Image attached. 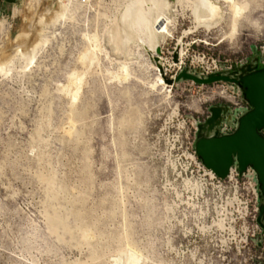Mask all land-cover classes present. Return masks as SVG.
I'll return each mask as SVG.
<instances>
[{
    "label": "rangeland",
    "instance_id": "obj_1",
    "mask_svg": "<svg viewBox=\"0 0 264 264\" xmlns=\"http://www.w3.org/2000/svg\"><path fill=\"white\" fill-rule=\"evenodd\" d=\"M146 1L15 0L0 15V264H264L257 173L255 195L196 153L214 107L236 130L243 89L176 79L264 68V0H235L238 15L215 0L227 19L212 32L200 0ZM149 20L170 93L154 86Z\"/></svg>",
    "mask_w": 264,
    "mask_h": 264
},
{
    "label": "water",
    "instance_id": "obj_2",
    "mask_svg": "<svg viewBox=\"0 0 264 264\" xmlns=\"http://www.w3.org/2000/svg\"><path fill=\"white\" fill-rule=\"evenodd\" d=\"M7 2L13 3L15 0H7ZM158 52L163 53L161 48ZM242 72L243 74L235 78L225 74H212L202 78L184 70L176 79L177 81L192 80L201 85L219 82L241 85L251 110L239 118L233 133L220 135L218 127L223 121L226 109L222 106L214 107L212 116L202 126L204 132L196 143V153L207 169L220 180H226L230 176L234 162L238 165L239 175L244 173L247 166H253L257 173L260 196L263 198L258 217V225L263 228L261 221L264 220V136L259 131L264 129V68L249 67ZM209 125L215 127L211 133L206 132V127Z\"/></svg>",
    "mask_w": 264,
    "mask_h": 264
},
{
    "label": "bare ground",
    "instance_id": "obj_3",
    "mask_svg": "<svg viewBox=\"0 0 264 264\" xmlns=\"http://www.w3.org/2000/svg\"><path fill=\"white\" fill-rule=\"evenodd\" d=\"M102 1L103 0H101V2ZM159 1H161V0H159ZM175 2H176V0H165V8L168 11H171L173 6H174V4H175ZM223 2L228 4V5H230V8H231V11H232L233 14L238 15L239 3H236L235 0H223ZM133 5H137V4H133ZM146 5H149L151 7V13H152L155 10V8H156V6L158 4H157L156 0H147L146 1ZM61 7H62V9L64 8V1H61ZM198 9H199V14H197L198 25H199V27H201V28H203V29H205L207 31L212 32V31L218 30L219 28L222 27V25L224 24V22L227 19V13H226L225 8L223 7L221 1L200 0ZM61 17H62V13H57L55 18L58 21ZM147 19H149V18H147ZM42 22H43V20H41V23ZM138 22L139 21H136V24H138ZM149 30H150V39H148L147 41L143 39V46H144L146 52L151 57V59L155 60L154 61L155 62L154 68L157 71L159 77L157 79V82H155L154 86L157 87V88L158 87H162L163 89H166L167 93H170L169 92V83L166 80V74H167L168 70L166 69L167 64H166L165 58L163 56L164 52L162 54H160L158 52L159 48H161L162 51H163L162 42L158 38L156 29H155V24L152 23L150 20H149ZM133 31H135V30H133ZM116 35H117V33H116ZM141 41H142V39H141ZM46 42H47L46 40L41 39V40H36L32 44H30V46H28V49H29V52H30L31 56H33L37 52L39 46H41L42 44H45ZM93 50H88L87 52L83 53L82 54V59L84 60V58L87 55H89V53L91 54V52ZM18 52L23 54V52L21 51L20 48H19ZM157 58H159V59H157ZM6 68L7 67H5L4 65L0 64V71H4ZM75 76H76V78L79 81L82 79L81 75H79L77 72L73 73V77H75ZM70 80H72V79H70ZM71 82H74V83H71ZM71 82L70 83L72 84V86L73 87L75 86V88H76L75 90H77L75 92V94H74V99H75L77 97V93H78V91L80 89V86H79L78 82L75 83V80L71 81ZM69 87H71V85H69ZM213 128H215V127H213ZM211 130H213V129L210 128V125H209V127L208 126L206 127V132L207 133H209Z\"/></svg>",
    "mask_w": 264,
    "mask_h": 264
},
{
    "label": "built area",
    "instance_id": "obj_4",
    "mask_svg": "<svg viewBox=\"0 0 264 264\" xmlns=\"http://www.w3.org/2000/svg\"><path fill=\"white\" fill-rule=\"evenodd\" d=\"M83 2L85 1V0H82ZM94 1H101V0H94ZM103 1H109V0H103ZM222 71H223V69L219 66V64L216 62L215 63V65L211 68V70L210 71H208V72H206V73H199V74H197V75H199L200 77H202V78H207V77H209L210 75H212V74H222ZM247 103V105H246V107H245V112H244V114L246 113V112H248L249 110H251V106H250V104H249V102L247 101L246 102ZM243 115V114H242ZM241 115V116H242ZM236 127H237V125H235ZM229 128V124L227 123V122H224V124H223V128H222V131H220L219 130V133H220V135H227V134H231V133H229V132H224V131H227V130H230V129H228ZM261 130H264V129H261ZM261 130L259 131L260 132V134H262L263 135V132H261ZM233 133V132H232ZM232 173H234L235 175H236V177H242V178H245V179H247L248 180V182H249V184H250V186H251V188L253 189V193L256 195V171L253 169V166H247V168H246V170L244 171V173L242 174V175H239V171H238V165H237V163L236 162H234V165H233V167H232V169H231V171H230V175L232 174ZM215 177V176H214ZM229 178V177H228ZM215 179H217L216 177H215ZM220 180V179H219Z\"/></svg>",
    "mask_w": 264,
    "mask_h": 264
},
{
    "label": "crops",
    "instance_id": "obj_5",
    "mask_svg": "<svg viewBox=\"0 0 264 264\" xmlns=\"http://www.w3.org/2000/svg\"><path fill=\"white\" fill-rule=\"evenodd\" d=\"M9 4L7 0H0V15H4L6 12H8Z\"/></svg>",
    "mask_w": 264,
    "mask_h": 264
},
{
    "label": "trees",
    "instance_id": "obj_6",
    "mask_svg": "<svg viewBox=\"0 0 264 264\" xmlns=\"http://www.w3.org/2000/svg\"><path fill=\"white\" fill-rule=\"evenodd\" d=\"M200 161L203 162L202 159H200Z\"/></svg>",
    "mask_w": 264,
    "mask_h": 264
}]
</instances>
